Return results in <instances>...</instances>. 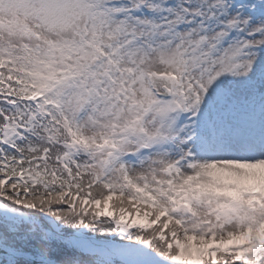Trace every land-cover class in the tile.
Returning a JSON list of instances; mask_svg holds the SVG:
<instances>
[{
    "label": "snow or ice",
    "instance_id": "obj_1",
    "mask_svg": "<svg viewBox=\"0 0 264 264\" xmlns=\"http://www.w3.org/2000/svg\"><path fill=\"white\" fill-rule=\"evenodd\" d=\"M0 264H264V0H0Z\"/></svg>",
    "mask_w": 264,
    "mask_h": 264
}]
</instances>
